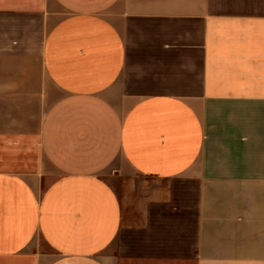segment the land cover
<instances>
[{
  "label": "crops",
  "instance_id": "1",
  "mask_svg": "<svg viewBox=\"0 0 264 264\" xmlns=\"http://www.w3.org/2000/svg\"><path fill=\"white\" fill-rule=\"evenodd\" d=\"M0 264H264V0H0Z\"/></svg>",
  "mask_w": 264,
  "mask_h": 264
}]
</instances>
